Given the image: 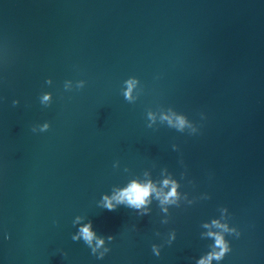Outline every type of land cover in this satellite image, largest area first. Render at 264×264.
<instances>
[{"label": "water", "instance_id": "95a60500", "mask_svg": "<svg viewBox=\"0 0 264 264\" xmlns=\"http://www.w3.org/2000/svg\"><path fill=\"white\" fill-rule=\"evenodd\" d=\"M202 262L264 264V0H0V264Z\"/></svg>", "mask_w": 264, "mask_h": 264}, {"label": "clouds", "instance_id": "9594fccd", "mask_svg": "<svg viewBox=\"0 0 264 264\" xmlns=\"http://www.w3.org/2000/svg\"><path fill=\"white\" fill-rule=\"evenodd\" d=\"M149 195H150L149 187H144V186H140L137 184H133L128 190L122 193V197L127 198L129 204L134 205L136 207H139L140 205H142L145 202V199ZM106 207L108 208L109 211L114 210L111 203H108ZM83 231H84L85 238L90 241L92 238V234L88 231L87 228H85ZM221 243L222 241L218 239L217 244L219 245ZM226 250L227 249H225V251ZM219 258L220 257L218 256L217 259Z\"/></svg>", "mask_w": 264, "mask_h": 264}]
</instances>
